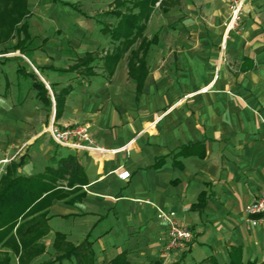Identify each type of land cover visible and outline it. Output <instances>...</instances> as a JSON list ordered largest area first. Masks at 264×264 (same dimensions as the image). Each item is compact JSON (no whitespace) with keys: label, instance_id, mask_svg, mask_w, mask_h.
Masks as SVG:
<instances>
[{"label":"crops","instance_id":"obj_1","mask_svg":"<svg viewBox=\"0 0 264 264\" xmlns=\"http://www.w3.org/2000/svg\"><path fill=\"white\" fill-rule=\"evenodd\" d=\"M133 2L118 8L137 16L128 38L83 36V21L74 18L58 45L31 34L41 46L26 55L0 50V161L10 160L0 177L14 166L33 177L68 155L81 166L78 182L60 180L42 194L41 208L18 219L10 246L0 244V262L264 264V230L249 226L244 212L264 191V1L246 4L241 29L226 35L228 0H152L144 15ZM109 13L111 23L93 20L110 31L119 18ZM61 23L56 18V30ZM91 59L79 70L86 74L70 72ZM54 95L62 102L57 113ZM50 124L87 125L97 146L116 152L58 147ZM118 169L130 173L128 181ZM158 211L193 232L186 250L164 253ZM34 218L39 233L25 240L41 253L23 256L15 231Z\"/></svg>","mask_w":264,"mask_h":264},{"label":"trees","instance_id":"obj_2","mask_svg":"<svg viewBox=\"0 0 264 264\" xmlns=\"http://www.w3.org/2000/svg\"><path fill=\"white\" fill-rule=\"evenodd\" d=\"M52 2L76 9L74 4L62 0H52ZM150 2H152V0H142L140 2L136 0L133 2L132 8L139 7L140 10L142 9L141 14L144 15L147 11L145 5ZM122 5L121 1L118 3L117 7L120 8ZM25 8V0H0L1 50H18L21 54L26 55L30 49H35L38 46H41L38 44V39L35 37L33 38L29 32V25L25 18ZM109 15L119 18L118 25L115 29L110 31L108 28L104 27L101 29V32L109 34L112 39L119 40L122 37L128 38L137 30V16L131 13V11L128 12V14L122 15L120 10H115L110 12ZM13 39H15L14 43H12ZM92 62V59L88 61H80L79 64L70 69V72H80L79 70H81V68L82 70L84 68L89 69ZM20 71L21 69H17V72ZM83 72L81 71L80 73L86 74L87 71ZM26 75L36 79L35 74L32 72ZM33 87L37 91L38 98L46 101L48 93L44 85L39 81H35ZM50 88L52 89V86H50ZM54 97L57 113L62 102L56 95H54ZM48 102H50L49 99ZM16 169L17 166L8 168L5 174L0 177V244H2L3 247L10 246L13 239V229L16 227L18 219L22 217L24 220L29 216V214H25V211L29 208H33V210L41 208L42 201L38 202V200L42 194L53 191L60 180L66 179L69 186H73L78 182L81 166L76 157L68 155L56 160L54 166H47L43 173L33 177L21 176L17 173ZM36 202L37 205H35ZM40 226L41 221L38 218L30 220L28 223L21 222L18 224L15 234L20 241L22 250L21 254L23 256H33L41 253V250L38 247H33L32 243H27L25 240L28 235L35 236L38 234ZM13 249L16 254L19 253L18 246H15ZM0 264H8V260L2 261ZM204 264L217 263L212 259H207ZM229 264L232 263L230 262Z\"/></svg>","mask_w":264,"mask_h":264},{"label":"built area","instance_id":"obj_3","mask_svg":"<svg viewBox=\"0 0 264 264\" xmlns=\"http://www.w3.org/2000/svg\"><path fill=\"white\" fill-rule=\"evenodd\" d=\"M254 0H228L229 16L224 23L225 35L232 30L241 29V13L246 4ZM264 1V0H263ZM224 45H221V50ZM51 140L55 145L61 148H66L72 151L86 152H109L114 154L116 151H107L95 144L93 141L89 127L87 125H72L62 128L54 127L52 124L46 129ZM9 159L0 161V167L8 164ZM117 178L121 181H128L130 173L118 169ZM244 212L247 216V221L251 227H261L264 230V191L256 198V200L245 206ZM159 217L166 224V242L164 245V253L180 252L186 250L194 240L193 232L187 227L177 224L174 213H165L158 211Z\"/></svg>","mask_w":264,"mask_h":264},{"label":"rangeland","instance_id":"obj_4","mask_svg":"<svg viewBox=\"0 0 264 264\" xmlns=\"http://www.w3.org/2000/svg\"><path fill=\"white\" fill-rule=\"evenodd\" d=\"M26 1V8L25 11V18L27 19V23L29 25V32L32 35L38 34H47L51 36V45L55 44L58 45L59 40L57 37L59 36L58 32H72V20L74 18H80L83 21V28L78 30V33L86 35L90 34L95 36L96 34H101V29L105 26L103 24H97L94 22L93 19H101L102 22L108 24L111 23L115 18H111L108 16V11L111 8L114 9L115 5H118L123 0H62L67 1L68 3L74 4L75 8L72 7H64L60 6L61 4L54 3L52 0H25ZM129 3L135 0H128ZM60 4V5H59ZM118 10V7L115 8ZM125 10V8H124ZM119 11V10H118ZM123 11V10H122ZM89 17V19H85L83 16ZM59 19L61 21H68L66 24L61 23L58 24L59 29L56 30L57 26H54L55 20ZM78 20V19H77ZM55 27V28H53ZM82 27V26H81ZM108 26H106L107 28ZM58 29V28H57ZM15 42V39L12 40V43ZM64 46V45H63ZM2 46H0V50ZM65 47V46H64ZM10 50V49H9ZM17 52H10V55L17 56ZM68 56V55H67ZM20 57V55H19ZM66 57V55H64ZM62 57L63 60L65 58ZM21 62L23 65L27 66L28 69H32L33 67L27 62L26 57H20ZM67 61V60H66ZM62 62L59 66L68 65V62ZM70 62V61H69ZM63 65V66H64ZM34 69V68H33ZM13 77V75H11ZM10 77V76H9ZM11 80L13 81V78Z\"/></svg>","mask_w":264,"mask_h":264}]
</instances>
